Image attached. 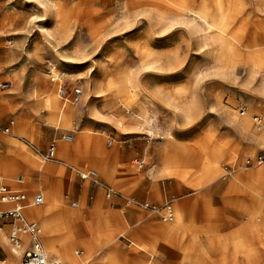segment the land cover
Instances as JSON below:
<instances>
[{
    "label": "rangeland",
    "instance_id": "1",
    "mask_svg": "<svg viewBox=\"0 0 264 264\" xmlns=\"http://www.w3.org/2000/svg\"><path fill=\"white\" fill-rule=\"evenodd\" d=\"M193 1L194 6L200 1L215 2ZM218 1L229 20L226 15L224 27L219 18L215 19V24L222 26L225 32L215 28L206 39L204 30L195 31L197 21L188 11L181 15L171 9L158 20L154 5L165 0H0V82L8 81L12 87L15 78L17 85V75L21 83L18 89L15 87L17 97L9 99V106L0 110V120L13 115L10 118L16 122L15 129L11 128V136H5L4 141L17 150L13 154L23 162L17 173L0 171V175L5 182L14 185L18 174H22L24 182L30 186L44 188L46 202L40 205L42 207L32 208L53 207L49 214L52 225L42 226V240L43 237H61L54 242L57 246L71 238L90 237L91 233L95 245L90 246L89 251L86 245H76L72 251L62 252L56 247L54 252L43 240L52 257L65 264L61 256L69 253L74 257L71 264H93L100 252L101 257H116L115 251L103 248L116 242L127 248L120 254L123 259L140 258L139 264L145 263L146 258L141 257L139 250L144 245L134 235L133 210L155 214L161 220L162 213L127 206L125 197H133L145 180L141 172L145 165L150 166L154 175L156 165H152L149 153L143 156L145 161L135 159L132 170L119 164L115 167L101 165L106 156L117 160L127 140L135 145V138L141 136L155 147H162L166 172L160 174L176 178L180 183L194 181L198 184L203 175L214 174L209 173L210 168L218 170L215 176L226 177L227 172L234 171H227L226 165L235 167L234 176L239 175L241 167L264 169V165L254 160L246 163L249 157L264 155V143L258 140L264 129H258L253 120L256 114L264 118V20H260L257 31L249 30L247 25L243 28L242 21L249 20L245 14L249 0ZM221 34H225L224 37L221 38ZM220 55L227 61L220 62ZM48 61L58 64L61 83L65 82L69 90L75 86L83 89L80 100L66 107L60 124L57 115L62 110L61 97L58 84L54 85L49 79ZM92 77L103 85L99 96L91 92ZM26 88H31V92L26 93ZM82 101L89 107L91 117L107 128L106 133L101 127L73 126V111ZM97 106H105V115ZM249 114L251 127L248 131L240 130L246 139L242 140L249 141L248 137L251 143L243 147L239 142L240 134L235 130L233 134L229 132L230 121L236 125ZM17 116L21 123L16 121ZM118 120L123 123L122 127L117 125ZM27 124L31 131L25 130ZM43 133L50 135L45 149L39 144ZM12 134L33 145L28 148ZM66 135H71L72 139L66 140ZM111 138L114 140L110 146ZM254 139L257 140L251 141ZM53 141L67 144L69 150H57L55 159L44 160L41 155ZM83 148L93 161L86 166L79 161ZM63 163L72 167V171ZM89 167L98 171L97 182L105 176L107 185L123 194L107 199L105 187H101L99 193L104 208L119 209L116 226L93 225L88 221V204L91 197H95L91 186L97 182L86 180L78 186L75 182L79 179L78 171ZM40 170L68 181L67 189L55 192L50 199L46 181L33 177V172ZM119 170L127 171L128 175L118 177ZM127 180L129 184L125 185ZM165 184L164 181L161 186ZM196 188L200 189L201 185ZM150 199L159 206L167 201L165 197L159 203ZM206 199L209 202L208 195ZM73 202L78 204L73 205ZM3 245L1 256L5 252L9 254L13 248L8 243ZM81 250L84 253L79 256L76 252ZM17 256L19 258V255L14 257Z\"/></svg>",
    "mask_w": 264,
    "mask_h": 264
},
{
    "label": "crops",
    "instance_id": "2",
    "mask_svg": "<svg viewBox=\"0 0 264 264\" xmlns=\"http://www.w3.org/2000/svg\"><path fill=\"white\" fill-rule=\"evenodd\" d=\"M249 2L250 5L245 10V14L249 17V20H247V22L246 20H243L240 26L246 28L247 25L249 30L252 28V30L257 31V26H259L261 22L260 20H264V0H249ZM226 15L227 20H229L227 13ZM15 77L18 80V84L16 85L14 83L15 78H13L12 87L8 86L7 88H4L2 87V84L8 81L0 82V110L9 106L8 103H11L9 99H15L17 97L15 96L16 91L19 86H21V83H19V77L17 75H15ZM53 84L56 85V83ZM15 87H17V89H15ZM25 91L26 93H29L31 92V88H26ZM262 102H264V100ZM69 105L70 104L63 106L61 100V107L63 111ZM98 108L100 109L101 114L105 115L103 110L105 106H103V108L101 106ZM91 116L89 107H85V102L82 101L76 105L73 111L72 124L73 126L82 129L89 127H101L102 131L106 133L107 128ZM10 117H13V115L3 117L2 121L0 120L3 125H0L4 127L9 126L11 131V128L16 122L13 121V123H11L12 118ZM19 119L20 117L17 116L16 121L21 123ZM57 122L60 124V120L58 121V115ZM119 122L121 121L118 120L117 125ZM232 122L233 121H230L229 132L233 134V130H235V133L240 134V136H238L241 138L239 142L243 145V147H246L248 143H251L250 138L247 137L249 141H243L242 139L245 138L241 136V134L244 133H242L240 129H244L246 131L249 129L246 127L242 119H239L236 125ZM24 128L28 131L32 130L29 124H27ZM13 129H15V126ZM74 131L76 132V130ZM10 134L11 132L4 133L0 130V171L8 174H14L23 167V162L13 154V152H17V150L4 141L5 136H11ZM12 136L14 137L16 135L12 134ZM14 138L24 142L28 148L30 145H33L27 140L22 141V137L16 136ZM49 139L50 135L43 133L39 142L41 149H45ZM110 140H112L111 144H109ZM113 140L114 139L112 138L109 139L108 144L110 146L113 144ZM255 140L257 139L251 141L255 142ZM258 140L260 143H264V134H262ZM126 142L128 143L125 145L123 152L117 156V160L109 159V157L106 156L103 158L105 163L101 165L115 167L119 164L121 167L132 170L135 159L142 160L145 158L143 156H146L149 153V156L152 158V165H156L157 168V170L155 169L157 174L154 175V171H150V166L145 165V169L141 171L145 180L137 188L133 197H125L126 201L127 199L132 198L140 202L149 201L153 203V201H150V198H152L159 203L160 199L165 197V200L172 201L175 212L174 220H170L168 223L162 221L155 214H145L139 210H133V228L135 229L134 235L135 238L141 241L144 245L143 247L140 246L139 249L142 251L141 257L146 258L144 264H264V169H255L253 166L241 167V171H239V175L237 176H234V173L237 171L235 170L231 173L227 172L228 176L226 177H220L215 176L218 172L217 169L210 168L209 173L214 174L211 176L208 174L206 176L203 175L200 183L196 184L197 182L194 181L180 183V181L176 178H165L163 174H160V172H166V162L164 161L165 157L162 147H160L161 149L157 145L155 147L153 142L147 140L144 141L141 136H137L135 138V145L129 140ZM57 145V150H59V152L62 149H64L65 152L69 150V146L67 144L58 142ZM38 151L41 152V150ZM81 152L82 159L79 161L83 166L93 163V161L87 157L88 155L84 148ZM63 164L68 166L67 168L72 171V167L66 163ZM92 169L96 170L95 168ZM169 170L170 171L168 172L170 173L172 170ZM33 175L37 181H46V189L50 193V199L55 192L59 193L68 187V181L63 182V179L60 176L48 175L47 172H42L41 170L34 171ZM127 175V171L119 170L118 177H125ZM214 176L215 178L212 180ZM20 178H22V180H20ZM208 178L211 179L208 180ZM87 180L92 181L91 179ZM84 181L86 180L79 177V179L75 182V185H83ZM129 181L130 180H127L125 185H128ZM164 181L167 182V185L165 184L161 186V183H164ZM0 183H4L10 187L21 188L30 193V195H32V193L36 190H42L45 194L46 202V193L42 185L30 186L28 182H24V175L22 174H18L17 183L14 185L5 182L3 176L0 175ZM97 184H93L91 186L92 192H95V197L92 196L88 204V221L93 225L97 223H110L111 226H116L118 222L116 217L120 216L118 214V212H120L119 209L104 208L101 205L99 197L101 187L107 188L110 185H107L105 176H102L100 178V182H97ZM250 184L254 185V188H252ZM198 185H201L200 189L196 188ZM122 195L123 194L120 193V195L117 194L112 197H122ZM207 195L209 196V202L206 199ZM112 197H107L106 194L107 199H111ZM127 206L131 205L127 204ZM206 206L209 208H206ZM37 207L42 206L39 205L25 209V214L28 219L36 222L39 226H43L46 223H50L52 225L49 214L51 213L53 207H48L46 210L32 209ZM97 208H99L102 215L98 213ZM250 211H253V215H250ZM177 214L179 215V219L176 218ZM30 216H35V219ZM122 216L123 215H121V217ZM9 230L10 225L8 222L0 230V233L3 231L6 233L7 241ZM59 235L60 234L57 236ZM67 236L69 235L67 234L66 237ZM25 237L27 236H24V248H27L30 245L31 239L27 240ZM122 237L125 240L128 239L125 236ZM59 238H49V240L52 244H54L55 241L60 240ZM128 240L132 242L130 239ZM0 245L3 246H0V249H5V246L1 242ZM8 245L11 246L9 241ZM76 245H86L89 251L90 246H95L91 233L90 237L79 239L71 238L67 243L58 244L56 247L63 252L65 250L72 251ZM103 248L108 249L110 252L112 250L115 251L117 256L114 258L109 256L108 258V255L106 254L107 256L101 257L102 253L100 252L98 254L97 262H102V264H139L141 262L140 258H134L133 260L123 259L120 254L125 253L127 248L122 245L118 246L116 242L111 243L108 246H104ZM250 249L252 250L251 255H249ZM76 253L80 256L84 253V251L81 250ZM2 256H7L17 264H19L18 262H21L20 255L17 261L12 252L11 254L5 252ZM61 257L66 262L65 264H71L72 261L74 262V257L69 253ZM89 258L90 256H88V259ZM97 262L93 264H97Z\"/></svg>",
    "mask_w": 264,
    "mask_h": 264
},
{
    "label": "built area",
    "instance_id": "3",
    "mask_svg": "<svg viewBox=\"0 0 264 264\" xmlns=\"http://www.w3.org/2000/svg\"><path fill=\"white\" fill-rule=\"evenodd\" d=\"M47 72L51 82L58 84V93L61 97L63 106L68 104H74L78 102L82 96L83 89L79 86H75L72 90L66 87V83H61L59 66L54 61H48ZM9 82L2 84V87L7 88ZM241 113L244 114L245 111L242 109ZM254 123L258 129H264V118L262 115H254ZM13 123V120L11 121ZM0 130L4 133H10L9 126H1ZM66 140H71V135H66L64 137ZM112 140L109 141V144ZM1 148V142H0ZM57 144L53 141L49 144L46 151L42 153L44 160H51L56 158ZM247 164H251L252 160L258 165H264V155L257 154L255 158H247ZM143 162L139 164L142 166ZM235 167L225 166L228 171H235ZM229 173V172H228ZM79 177L83 180L91 179L97 182L99 176L96 170L88 168L78 172ZM22 180V178H20ZM107 197H112L113 195L120 194L113 187H107ZM45 201V194L42 190H36L30 195L27 191L10 187L4 183H0V230L8 222L10 225V230L8 233L9 243L21 251V263L22 264H62L58 259L51 257L41 239L42 229L40 226L28 219L25 214V209L28 207L39 206ZM128 205H138L145 209L161 212L163 220H173L175 216L174 206L172 201L165 202L162 206L149 201L140 202L136 199H127ZM77 202H73V205H77ZM24 236H29L31 239L30 245L24 248ZM0 264H17L7 256L0 255Z\"/></svg>",
    "mask_w": 264,
    "mask_h": 264
},
{
    "label": "bare ground",
    "instance_id": "4",
    "mask_svg": "<svg viewBox=\"0 0 264 264\" xmlns=\"http://www.w3.org/2000/svg\"><path fill=\"white\" fill-rule=\"evenodd\" d=\"M193 3H194L193 0H165V3H160L159 5H154L155 6L154 8L156 9V16H157L156 18L158 20H159V18L162 19L164 17V15L167 13V11H171V9L172 10H177L178 11V14H181V15L182 14H185V11H188L189 13H191V14L194 15L195 21H197V26L196 25L194 26L195 31H197L198 29L204 30L206 32V34L204 36L206 39H208V38H210V36H212V35H209V34H211L212 30L213 29L215 30V28L218 29V30H220L222 33L225 32L224 31L225 29L222 28V26H218L217 25L218 23L215 24V19H217V18H219V20L222 21L224 27H225V24H226L225 23L226 14L221 9L220 3H219L218 0H215L214 4H208L206 1H200L198 6H194ZM188 12H186V14ZM224 35L225 34H221V38L224 37ZM80 53L82 54L83 52L80 51ZM218 60H220V62H222V63H224L225 61H227V60H224L222 58V55H220V57H218ZM90 87H91V92L93 94H95V96H99L98 94L102 90L103 85L102 84L100 85L98 83V80L96 78L92 77L90 79ZM109 87H111V86H109ZM64 113H65V110L64 111L61 110L60 114L58 115V121L59 120L60 121L62 120L61 118L64 115ZM241 119L245 123L246 127L249 129L251 127V120H250L249 115L248 116L245 115ZM118 125H121L122 126V123L119 122ZM250 215H253V211H250ZM163 221L168 222V220H163ZM40 228H43L42 225H40ZM0 234H1L0 235V241L3 244H7L8 241H7V238L5 236V232L3 231ZM25 239L29 240L30 237L27 236V237H25ZM43 240L45 241V244L49 247V249H51L52 251L55 252L56 246L50 242L49 238L43 237ZM14 248L15 247H13L9 251L10 254L12 252L14 254V256L20 255L21 254V252H19L20 250L19 249H16V248L14 249ZM251 254H252V250L250 249L249 255H251ZM15 259L18 261V256L15 257ZM59 261L64 264L63 261H61V260H59Z\"/></svg>",
    "mask_w": 264,
    "mask_h": 264
}]
</instances>
